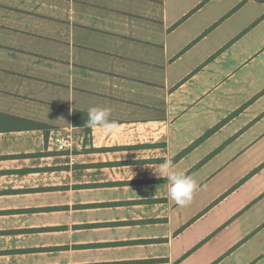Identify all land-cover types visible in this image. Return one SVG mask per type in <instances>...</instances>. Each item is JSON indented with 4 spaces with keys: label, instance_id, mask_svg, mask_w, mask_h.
I'll list each match as a JSON object with an SVG mask.
<instances>
[{
    "label": "crops",
    "instance_id": "0c3cea01",
    "mask_svg": "<svg viewBox=\"0 0 264 264\" xmlns=\"http://www.w3.org/2000/svg\"><path fill=\"white\" fill-rule=\"evenodd\" d=\"M146 2L158 20L85 2L110 18L67 58L0 14V264H264V0Z\"/></svg>",
    "mask_w": 264,
    "mask_h": 264
},
{
    "label": "rangeland",
    "instance_id": "374dc122",
    "mask_svg": "<svg viewBox=\"0 0 264 264\" xmlns=\"http://www.w3.org/2000/svg\"><path fill=\"white\" fill-rule=\"evenodd\" d=\"M97 1L101 5H114V0ZM85 2L89 0H36L32 4L27 3V0H0L1 22L5 26L22 28L30 33L29 36H33L34 32L44 35L37 40L42 44V48L60 58H67L69 42L77 46L82 42L94 41L93 33L84 32V28L91 27L90 24L96 18L102 23H107L106 19L110 18L103 11H94L93 6H87ZM115 2L121 3L123 5L121 8L127 12L140 15L141 20L150 22L158 20L154 15L156 8L149 5L146 0H115ZM21 3L27 5L26 8H21L23 10L19 14H13L17 13L14 9H19L16 7H20ZM128 16H131V13ZM119 24L124 28H149L142 21L131 22L123 18L119 20ZM9 35L6 34L7 39Z\"/></svg>",
    "mask_w": 264,
    "mask_h": 264
},
{
    "label": "clouds",
    "instance_id": "9594fccd",
    "mask_svg": "<svg viewBox=\"0 0 264 264\" xmlns=\"http://www.w3.org/2000/svg\"><path fill=\"white\" fill-rule=\"evenodd\" d=\"M87 126H100L109 132L115 131L117 123L109 119L110 109L91 107L88 110ZM156 178H163L168 182V195L179 206H187L191 203L197 190V182L184 171L173 167L172 159L164 160L158 168L153 170Z\"/></svg>",
    "mask_w": 264,
    "mask_h": 264
},
{
    "label": "built area",
    "instance_id": "2783aa9c",
    "mask_svg": "<svg viewBox=\"0 0 264 264\" xmlns=\"http://www.w3.org/2000/svg\"><path fill=\"white\" fill-rule=\"evenodd\" d=\"M48 144L54 145L57 150H65L72 145V138L70 135L50 134L48 137Z\"/></svg>",
    "mask_w": 264,
    "mask_h": 264
},
{
    "label": "trees",
    "instance_id": "16d2710c",
    "mask_svg": "<svg viewBox=\"0 0 264 264\" xmlns=\"http://www.w3.org/2000/svg\"><path fill=\"white\" fill-rule=\"evenodd\" d=\"M28 124H31L32 125V127H36V126H38L39 124L38 123H34V122H28Z\"/></svg>",
    "mask_w": 264,
    "mask_h": 264
}]
</instances>
